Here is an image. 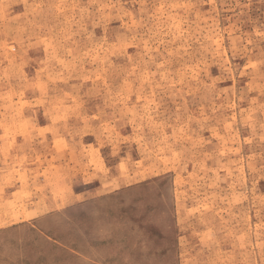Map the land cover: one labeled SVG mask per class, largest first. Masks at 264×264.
<instances>
[{"label": "rangeland", "instance_id": "374dc122", "mask_svg": "<svg viewBox=\"0 0 264 264\" xmlns=\"http://www.w3.org/2000/svg\"><path fill=\"white\" fill-rule=\"evenodd\" d=\"M65 159L0 264H264V0H0V167Z\"/></svg>", "mask_w": 264, "mask_h": 264}, {"label": "crops", "instance_id": "0c3cea01", "mask_svg": "<svg viewBox=\"0 0 264 264\" xmlns=\"http://www.w3.org/2000/svg\"><path fill=\"white\" fill-rule=\"evenodd\" d=\"M16 145L18 150H25L23 147L26 144L18 143ZM11 161L13 160H10L8 164V172H6V166L0 167V228L11 226L17 222H27L44 213L62 208L71 209L74 207L73 205L81 203L89 197L97 196L104 190L99 182L96 186L86 187L85 183L89 180L85 179L83 175L85 168L80 165L67 167L71 164L66 159L60 165H54L58 173L48 176L30 174L31 171L36 173L41 169L42 166L38 167L36 163L17 166L18 163ZM76 174H79V177L81 175L83 179L77 178ZM91 175L96 176V174L90 173L88 178H92ZM24 178L26 180L23 181ZM38 184L42 185L45 191L39 189ZM57 184L63 190L56 192ZM56 241L58 240L56 239Z\"/></svg>", "mask_w": 264, "mask_h": 264}]
</instances>
